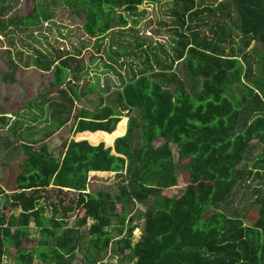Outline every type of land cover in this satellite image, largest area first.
Wrapping results in <instances>:
<instances>
[{
	"label": "trees",
	"instance_id": "1",
	"mask_svg": "<svg viewBox=\"0 0 264 264\" xmlns=\"http://www.w3.org/2000/svg\"><path fill=\"white\" fill-rule=\"evenodd\" d=\"M8 1L0 0V26ZM32 1L33 11L20 24L40 25L53 18L45 5ZM147 1L64 0L84 15V33L98 41L114 28V20L126 26L123 13L133 16ZM172 1L171 22L179 28L172 59L157 63L158 73H148L151 68L122 81L108 103L93 109L74 108L94 85L67 90L68 76L75 73L70 53L59 52L55 58L34 54L39 70L54 68L44 102L53 116L51 134L72 122L54 156L41 144L47 138L36 131L40 123L23 129L28 135L15 146L20 121L11 123L0 113V264L10 249L13 264H74L85 243L79 264H108V252L117 264H264V73L255 78L246 56L238 59L240 52L227 53L223 47L226 40L234 42L235 34L246 49L254 43L259 68L264 65V0H229L216 6L210 0ZM194 19L210 25L209 36L200 35L199 25L184 33ZM110 49L109 57L125 56L123 47L113 44ZM179 63L177 76L172 71ZM17 70L11 58L3 80L14 83ZM251 74L250 85L243 84ZM179 78L192 83L189 92ZM196 80L199 91L194 90ZM53 92L65 101L61 110L49 96ZM256 147L253 161L245 165ZM93 175L120 180L118 192L91 188ZM255 180L259 186L248 209L230 206L235 188ZM176 186L184 187L180 195L172 192ZM53 193L55 200H50ZM68 193L76 198L66 206ZM137 205L146 210L141 211L142 235L133 243ZM73 213L75 226L69 222ZM90 219L94 222L82 232ZM31 222L38 240L30 234Z\"/></svg>",
	"mask_w": 264,
	"mask_h": 264
},
{
	"label": "rangeland",
	"instance_id": "2",
	"mask_svg": "<svg viewBox=\"0 0 264 264\" xmlns=\"http://www.w3.org/2000/svg\"><path fill=\"white\" fill-rule=\"evenodd\" d=\"M229 0H210L213 6H216L219 2H225ZM38 3L45 5L47 13H54V16L49 21H43L40 25L25 26L19 23L21 18L30 14L35 5L32 0H9L7 7L9 12L2 17L0 26V113H3L10 118V122L13 123L16 119L20 121L21 136H14L15 146L18 145L23 137L27 136L26 132H22L27 127L36 126V131L41 133V136L47 138L44 143L49 147L50 152L54 155H58V149L61 142L68 137V129L71 124L68 123L59 132L52 133L50 122L53 121L51 110H48V104L44 102L48 101L45 93L49 88V83L53 80V70L50 72H44L34 65V54L38 56L47 55L48 57H54L59 52H68L73 57L72 65L75 73L69 74V84L65 85L69 91V86H76L77 89L87 90L88 83L94 85V89L91 92H87V95L80 100H76L74 108L86 107L93 109L99 105V103H108V98H113V92L118 91L123 82L130 80L134 75L140 74L141 71L149 70L148 73H158L159 68L157 63L163 65L168 63L173 55L175 45H171L173 39H175V32L179 28L172 25L171 9L174 7L172 0H149L143 5L139 6L136 14L133 16L123 13L127 18L128 24L123 26L117 23L115 20L112 22L114 28L108 32L106 38L102 41L99 39L88 36L83 31V24L85 21L82 13L75 12V7L67 5L64 0H38ZM119 14V12H116ZM203 18L207 16H202ZM235 19V15L233 14ZM194 25H199L202 29L200 35H210V25L202 26L195 21L188 25V29L183 30L188 35L189 29ZM234 42H226L223 47L226 48L227 53H238V59L243 60L246 56L250 62H252L253 73L255 78H258L260 74L264 73V65L259 68L260 64L258 60V53L256 52L255 45L252 43L248 49L242 45L241 38L235 34L232 37ZM115 45V48H125L126 51H120L125 56L113 54L111 55L110 45ZM141 46L134 51L135 46ZM114 53V52H113ZM156 55V57H155ZM120 56V57H119ZM11 58H14L18 63V70L14 75V83L3 80V76L9 72V64ZM111 58V59H109ZM117 58L119 61L114 64L112 59ZM59 61H57L58 63ZM148 62V63H147ZM177 63V62H176ZM175 63V64H176ZM121 64V65H120ZM179 63L174 66L172 73L180 76L179 69L181 68ZM108 65H112L113 68H108ZM157 66V68H156ZM83 70V72H82ZM82 72V73H80ZM126 73V76H125ZM167 75V74H166ZM253 74L248 78L242 79V83L250 85L249 80L252 79ZM254 78V79H255ZM182 79V84L186 92H189L191 84L189 80ZM264 83V79L262 81ZM194 90L199 91L200 81L195 82ZM84 88V89H83ZM108 91H102L103 89ZM70 92V91H69ZM237 94V93H236ZM239 94V93H238ZM54 98V105H58V109H62V105L65 101L60 98L58 92H53L49 95ZM32 103V107L28 105ZM15 114H18L17 116ZM136 117V113L131 115ZM173 153V159L177 162V150L171 145ZM259 147H256L251 152H248L245 165L253 161L255 154L258 152ZM5 161V160H3ZM2 160L0 159V178H2ZM178 174V172H177ZM102 175H93L92 187L104 193L114 195L118 192L120 180L113 178L109 181L100 178ZM107 179V178H105ZM259 186V180L249 181L243 185H239L233 191V194L229 198L230 206H237L238 209L245 211L248 209L251 202L254 200L253 190ZM260 188V187H258ZM184 190V187L176 186L172 188L174 195H180ZM50 200H55V193L48 194ZM47 198V195H44ZM75 194L68 193L65 196V205L68 206L71 200H74ZM137 210H140L139 216L134 219V225L139 226L133 232V243L137 242L143 232L144 216L142 212L146 208L142 205L136 206ZM1 210V207H0ZM59 210L62 211V207L59 206ZM49 207H46L45 215L49 216ZM142 211V212H141ZM18 214V211H17ZM76 214H72L69 220L71 226L76 225ZM94 221L90 219L88 226L82 229V232H87L89 226ZM117 221H113L115 225ZM30 234L36 239H39L37 229L34 227L33 222L30 223ZM111 228H108L110 230ZM87 243H85L81 251L78 253L77 258L74 260V264L81 262L83 253ZM6 260L3 264H13V258L15 252L13 249L7 250ZM105 263L117 264L116 258L112 259L109 256V252L106 256ZM33 264H40L37 260H34ZM134 264V263H132Z\"/></svg>",
	"mask_w": 264,
	"mask_h": 264
}]
</instances>
